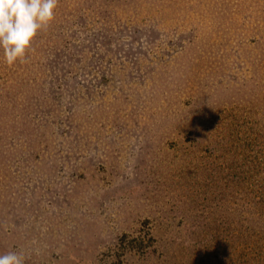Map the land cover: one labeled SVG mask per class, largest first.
<instances>
[{"label": "rangeland", "instance_id": "rangeland-1", "mask_svg": "<svg viewBox=\"0 0 264 264\" xmlns=\"http://www.w3.org/2000/svg\"><path fill=\"white\" fill-rule=\"evenodd\" d=\"M140 1L74 2L76 6L87 3L85 6L91 4L99 8L102 4L112 5L119 22L110 24L111 46L101 48V44L88 40L96 26L101 25L102 19L97 15L88 11L86 24L75 20L68 27H61L65 43L84 39L89 43L82 47L85 56L96 50L102 58L100 69L91 64L83 71H61L59 66L55 78L50 71L39 74L44 86L37 91L45 98L50 113H46L47 108L42 110L43 103L36 112L33 102L23 108L25 102L18 99L20 93L12 87L18 82L5 79V83L0 84V88L5 89L6 100L0 103L5 109V116L0 117L4 128L0 138L4 136L5 141V153L0 156V196L3 193L0 197V255L22 254L24 264H146L151 260L131 254L125 247L127 243L115 244L118 233L123 230L128 233L127 239L141 232L138 223L131 219L125 222L130 213L154 210V216L160 213L173 216L172 225H175L181 214H205L215 207L216 200L198 201L192 211L183 205L182 213L176 201L188 199L180 196L188 194L189 189L182 181H175L174 176H166L167 183L161 186L163 196L160 198L164 202L149 205L152 197L141 195L144 191L139 183L140 169L144 172L141 158L147 152L144 150L152 151L153 146L164 156L169 153L165 149L167 145L173 148V143L186 144L189 122L182 124V115L187 113L184 109L198 92H212L219 98L215 105L224 107L234 102L235 105L236 102L246 104L253 97L255 107L259 86L264 85V60L260 59L264 51L261 44L264 37L260 34L264 33V27H256L264 22V0H152L150 3L143 0L149 3L147 5ZM197 9H204L201 12L205 16L195 15ZM221 10L226 11L224 19L229 17L223 24L235 27L227 44L214 39L223 29L216 31L210 27ZM230 19L232 22L227 23ZM134 26L139 29L138 33L133 31ZM192 27L197 29L195 33L191 32ZM179 35L186 46L178 47L173 43ZM194 37L197 44L189 45L188 39ZM213 41L221 42L224 47L217 50ZM118 47L121 52L115 53ZM250 53L258 58L254 64H249L245 58ZM220 55L228 62L235 58L237 67L229 69L219 64ZM130 58L139 62L136 73H130L133 71L129 69ZM32 74L33 69L26 77ZM250 76L255 77L254 80ZM49 80H53V87L46 86ZM35 83L38 85L36 79ZM250 93L255 95L249 97ZM11 96L15 104H20L18 112L11 108ZM38 101L36 98L35 106L39 105ZM18 113L21 114L19 121ZM163 117H169L170 123ZM187 117L191 119L192 115ZM134 121L137 123L128 124ZM78 122L89 129V139ZM161 122L172 126L176 134L152 136L135 126L145 123L149 130L150 125L155 124L160 130ZM117 125L121 129H117ZM77 130L82 136L76 135ZM40 135L44 137V145L38 156L33 157L28 147L29 137ZM77 141H83L85 148H74ZM101 151L106 155L101 156ZM72 163H78L77 169ZM91 169H99L104 178L82 176ZM103 171H107L106 174ZM107 192L110 194L106 195ZM152 193L147 190L148 195ZM221 202L227 212L234 208L243 210L245 218L264 213L263 204L253 206L238 197ZM173 254L169 255L167 264L175 263ZM157 260L161 263L162 258L157 255Z\"/></svg>", "mask_w": 264, "mask_h": 264}, {"label": "trees", "instance_id": "trees-1", "mask_svg": "<svg viewBox=\"0 0 264 264\" xmlns=\"http://www.w3.org/2000/svg\"><path fill=\"white\" fill-rule=\"evenodd\" d=\"M64 1H67V3L63 4ZM76 1L78 0H59L55 9V19L46 30L37 33L32 42V50H29L26 54L25 63L21 64L17 61L14 66H7L3 58V49L0 48V81H2L0 84L5 83V79L11 80L12 83L18 82L12 87L19 91L20 98L18 99L25 102L23 108L32 102L34 108H37L34 112L41 110L42 103L44 105L42 110L44 111L47 108L45 98L41 97L37 91L42 85L44 86L43 79L38 77L40 73H49L50 71L52 77L55 78L54 74L59 66H61V71L63 69L83 71L84 67L91 64L100 69L99 61L102 55L95 50L90 51L91 55L85 56L82 47L87 46L89 43L84 39H82V42L73 39L72 43L70 42L71 44L65 43L62 39L63 29L61 27H68L70 22L75 20L81 21L82 25L86 24L87 12L89 11V14L97 15L102 21L101 25L96 26V29L90 33V39L88 40L94 44H101L100 48L110 47L112 44L111 39H108L111 30L110 24L119 22L118 13L112 5L113 9L111 6L108 7V4H102L101 8L98 6L93 7L91 4L85 6L87 3L76 6V4L74 5ZM110 1L113 2V0ZM131 1L133 2V0ZM141 2L144 5L149 4L144 3L143 0ZM69 3H72V5L69 6ZM202 10L204 9H197L194 14L199 18L205 16V14H202ZM225 12V10H221L216 17V21H214V25L210 27L216 31L218 28L223 29L214 39L227 44V40L234 33L235 27L234 25L223 24L229 18L227 16V19H224ZM231 22L230 19L227 23ZM134 27L133 31L138 33L139 29L137 26ZM228 27H232L234 30L231 32L226 29ZM256 27L257 29H263L264 22L263 24H256ZM196 30L195 27L191 28L192 33H195ZM260 37H264V33H261ZM150 40L151 38L148 39V41ZM92 43L90 44L93 47ZM173 43L178 47L186 46L181 35ZM187 43L189 45L197 44L195 37L188 39ZM261 44L263 45L264 41ZM213 45L216 46L217 50L224 47L221 42L216 44L213 41ZM116 51L121 52V48H116L114 52L116 53ZM245 58L249 64H254L258 59L251 53L246 54ZM132 59L130 58V60ZM234 59L228 62L224 56L220 55L218 57L219 64L223 63L229 69L234 66L237 67ZM260 59L264 60V51H262ZM138 64L139 62L136 60L131 61L129 69L133 71L130 73H136L139 70ZM32 69L33 74L26 77ZM101 72L102 79L103 69ZM29 77L30 79H28ZM250 78L254 80L255 77L250 76ZM35 79L38 85H36ZM69 79L74 80L72 77ZM51 81L46 82L47 87H53L54 82ZM257 81L260 82L258 78ZM259 88L258 96L255 98V107H253L254 102L253 97H251L255 95L253 93L249 94L251 98L248 99L246 104L236 102L235 105L234 102V104L224 107V105H215L219 98L212 92L204 94L198 92L197 95H193L190 106L184 109L187 110L188 114L183 111L184 114L182 115V124L189 122V130L185 138L186 144L173 143V148L168 147L166 144L168 138H166L165 145L167 146L165 149L169 152L167 155H159L160 150H155L158 147L153 146L152 151L144 150L147 152L143 153L141 158V163L144 165V172L140 169L139 177L140 185L144 186L141 195H143L142 197H152L148 201L149 205L158 206L160 202H164L160 198L163 196L161 186L167 183L166 176H174L175 181H182V185L189 189L188 194L182 193L180 196L188 197V199L181 201L178 198L176 201L181 211L183 205L192 208L191 211L194 210L193 207L198 201L208 203L207 201L216 200L215 207L205 214L201 212L189 213L188 215L181 214L178 217V223L175 225H172V220L175 219L173 216H166L162 213L154 216V210L141 212L140 214L130 213V217H126L125 222L131 219L134 223H138L141 232L132 236L131 239H127L128 233L123 230L118 233L115 244L124 246L127 243L125 247L128 248L131 254L142 257L145 261L151 260L150 263L146 264H162V262L167 264L166 260H169V255L173 253L175 263L172 264H264V213H260V216L245 218L242 214L243 210L236 211L234 208L231 212H227L221 202L222 199L233 201L238 197L253 206L261 203L264 210V85L261 84ZM185 92L188 91L185 89ZM4 96L5 89L0 88V103H5ZM11 97L10 101H12L13 107H8L17 111L20 104H15V98ZM36 98L40 100L37 106L34 103ZM50 112V109L47 108L46 113ZM188 115H192V118L189 119ZM1 116H5V109L0 106ZM165 118L164 120L170 123L168 121L169 117ZM17 120H21L20 113H18ZM0 122L2 123V120ZM135 123L137 121L128 124L134 125ZM154 125L153 127L150 125L149 130L145 127V123L136 124L135 126L141 128V132L152 134V136L167 137L168 134H171V136H174V133L176 134L172 126H165L161 122L159 130L158 126ZM117 126V129H121L119 125ZM1 130H4V128L0 125ZM82 131L84 136L89 139L87 134L89 129L83 126ZM76 135L82 136V133L77 130ZM107 136H109V133H107ZM3 138L4 136H2ZM2 139L0 138V156H2L3 151L5 153V141L3 139V142H1ZM77 142L74 148H85L83 141ZM12 143L15 144V142ZM43 145L44 137L42 135L29 137L28 147H30L29 151L33 153V157L38 156L37 153L42 150ZM149 145H146V148ZM47 146L48 144H46L45 149H47ZM6 152H9V150ZM100 154L101 156L106 155L104 151H101ZM175 155H178L177 159ZM183 162H186L187 165H182ZM77 165L78 163H72L75 169H77ZM103 172L106 174L107 171ZM82 176L85 178L87 176L96 179L104 178L99 169H91ZM147 190L153 192L151 196L147 194ZM109 194L110 192H107L106 195ZM2 196L3 193L0 197ZM256 197L259 198L256 199ZM144 205L147 206L146 203ZM249 210L246 209L245 211L248 212ZM171 248H173L172 251ZM156 252L158 257L162 258L161 263L157 260Z\"/></svg>", "mask_w": 264, "mask_h": 264}, {"label": "clouds", "instance_id": "clouds-1", "mask_svg": "<svg viewBox=\"0 0 264 264\" xmlns=\"http://www.w3.org/2000/svg\"><path fill=\"white\" fill-rule=\"evenodd\" d=\"M59 0H0V48L7 66L26 62L32 42L55 19ZM0 264H24L22 254L0 255Z\"/></svg>", "mask_w": 264, "mask_h": 264}]
</instances>
